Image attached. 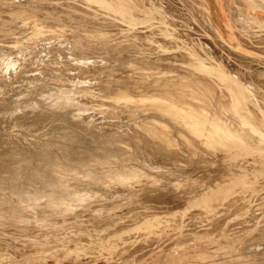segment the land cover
<instances>
[{"label": "bare ground", "instance_id": "obj_1", "mask_svg": "<svg viewBox=\"0 0 264 264\" xmlns=\"http://www.w3.org/2000/svg\"><path fill=\"white\" fill-rule=\"evenodd\" d=\"M36 1L37 0H0V6L4 9V11H6L5 14L7 13L6 19L0 17V32L6 31V35L8 36V34L13 33V25H16V23L14 24V22H17V19H22L23 21H25L27 20V18L31 19L29 17L32 16L35 18V16H37V14L39 13L38 6H36L38 5V3ZM40 1L41 0H39V2ZM87 1H70V5H74V7L71 6L73 12L70 13H75L76 15L78 14L77 16H80L79 14H81V12L82 14L85 12L84 15L89 14L90 16H94L96 14L97 16L95 15V18L97 19V17H100L102 12H104L109 16L105 14L106 16L101 17H108L109 21L108 19L107 21L105 20L106 23H102L105 26L99 25L100 27H98L97 23V26H95V23H91L90 20V23L92 25L94 24V27L92 28L93 30L91 29L92 31H89L90 33L86 34L85 37H87L88 35L90 38L93 36L91 39L97 38L98 40V38H103L105 41L106 36H108V33L110 32V29L109 31L107 30L108 27H112L115 24H125L123 32H125L126 35H124L123 33L121 34L126 36L127 40H139L140 42L139 38H142L144 39L143 41L147 40L146 42L149 43L150 46L148 47L151 49L146 46L147 48L145 47V51H143L144 49L139 50L141 51L139 52V57L137 56L138 53L135 54L133 52L137 56V58L134 57L135 59L133 58V62L131 61L132 63L129 64V66L127 65L128 71L126 73H124L123 71L119 72V70H121L122 68L125 69L124 63V65H121V69L118 67L119 70H115V72H112V74H109L111 72H108V74H105L104 72L102 73V69L101 73H99L98 71V75L93 76V78L97 77L95 81L97 85L99 84V86H101L103 90H106V92H101L107 93L109 94V96L100 95L99 97L97 94V96L94 95L93 91L95 89L92 90L91 88L92 86H94V83L91 82L94 81L93 79L82 81L86 85H84L85 87L81 85L80 88H86L85 90H87L86 93L88 94L84 99V97H82L80 94H77L79 93L77 91L76 95H78V98L81 96V100L72 99V96L70 95L72 94L70 93V89L69 91L67 90L58 94L56 93L50 100L43 99L44 97L42 98V94H40V99L42 98L41 100L38 99L37 101H31V98L29 99L28 95H33L37 87H29L30 89H28V92H25L24 96L21 97V99L23 98V100L20 99L21 103L24 102L23 104L28 105L33 103L38 105L40 104L39 107L42 113H45L46 109L44 110V108H47L48 110L54 109V111H56L57 109L63 110L56 112L57 114H59V116L64 115V113L66 112L71 113L73 115V118L82 116V118L80 119L81 121L77 120L79 119L78 117L76 119L74 118L75 120H71L69 122V124L71 123V126L69 125V128H67L66 131H63V134H65L66 136L69 135V137H74L77 142L84 141L85 143L88 142L89 144H91L90 141H93L97 142L99 145L97 147H93L95 145L94 144L92 145V147L91 145L89 147L88 144H85V146L81 144L75 145V143H73L74 146H64L69 147L68 149L69 151H71V153L77 154L80 150L86 153V156L84 155L81 158H83L84 166L87 167H84L83 170L82 168H78L80 169V171L77 173L74 172L75 174L71 172L73 176L70 178H68V176L66 178L61 173H56V170L50 176H47L43 173L41 174V172H39L40 169H37L38 166L35 168L37 164L34 163V154L32 153L30 155L28 154L29 152H22L24 151L23 149H21L19 146L13 145V149L18 150L19 154L17 153V155L15 156L16 159L11 162L12 167L10 169L14 171L13 173L17 176L18 179L14 182L6 181V178L5 180H0V182H2V184L0 183V189L2 188L0 190V220L1 218L2 220L9 219L7 220L8 223L10 222L15 227L17 226L18 228H23V230L29 231V229L31 228L35 229L34 223L36 221H38L37 223H40L39 220L41 219L43 221L45 220L46 222L47 218L55 212L58 214H62V217L60 215V217L62 218L60 222L63 221L64 223L71 218H75L77 220L81 219L80 216L84 214V211H90L89 213L95 212V214L104 212V215L101 216V213L100 215H96V217H92L94 219L89 220L93 222L94 226H96V223H102V225L107 224V226L111 225L110 227L115 228V231H111L113 232V234L106 235V233H108L106 232V236L103 235L104 232H101V230L105 229L103 226V229H97V231H100L101 233H89L85 238H81L83 236H79L77 239L75 238L77 243L72 239L73 241H75L77 247L68 249L67 253H69V256L72 252L77 253L76 255H79V253L85 254V252L89 251V249H95L100 252V254H106L105 256L108 259V262L106 264H264V90H262L264 86L263 84H258L260 83L258 82L259 80L256 81L257 78L260 79L261 77H264L261 76L262 74H264V65H262V62L264 61L252 55V53H250L249 55L240 51L236 47H233L230 42L224 38L221 30L216 25L210 14L209 0H188L191 6L194 8V12L190 10L191 18H197V21H199V23L196 25L202 26L204 31L207 33L206 36H203L201 34L203 37H200L199 40H196L195 38L181 39L179 38L180 35H178V32L176 31L178 28L176 29V27H172L173 25L171 24H176L177 21L173 22L175 21L173 20L171 23L170 21L172 18L170 19V15L171 12H176L175 9L178 10L179 7L176 8L177 6L175 7V5L179 4L174 5V3L172 2V6L175 7V9L171 11V9H169L170 6L163 5L161 3V0H101L103 5H101V10L98 7V9L101 11V14L98 15L100 12L98 10L95 11V8L92 10V12H94L95 14H92V8H88V4L91 1ZM184 1L181 0L182 3H184ZM242 1L243 3L237 1L234 5L232 0H227V6L232 16L231 18L238 27V30H236L237 38L242 43L244 42L247 45L249 44L254 46L253 49L255 50L258 49L264 51V18L262 16H256L251 12L252 10H257L258 8L264 10V0ZM32 2H36L37 4L34 5L35 3ZM43 2L41 1V5H43L46 1L44 3ZM51 2L53 3V1ZM57 2L58 1H55V3ZM177 2L178 0L176 1V3ZM60 3L61 1L59 0V4ZM48 4L50 3L48 2ZM59 4L58 6H60ZM186 5L185 7H187ZM92 6L95 7L96 5ZM42 8L41 11L44 12L46 8ZM47 10L48 9H46L45 11ZM49 11L46 12L47 15H49ZM66 12H64L63 10V12L60 14L64 13L63 15H65ZM178 12L176 14H178ZM180 12L182 13V11ZM69 14L66 13L67 17ZM52 15L55 17L54 14ZM57 15L59 14L57 13ZM76 15L74 17L75 19ZM43 17L46 16L44 15ZM72 17L73 16H70V18ZM250 17H253L254 20H251ZM38 18L39 16H37L32 23V25L34 24V30L32 29L34 32L32 31L31 34H33L34 36L37 35L36 33L38 32L37 30L39 29V27L50 28L49 23H45V25L41 22L42 17L40 18L41 21H39ZM55 18L57 19V17ZM79 18L77 20L81 19ZM83 18H85V16ZM88 18L86 15L87 20H89ZM95 18L92 20L96 21ZM176 18L173 17V19ZM156 19L158 20L155 21ZM57 20L58 22L61 21V19ZM71 20L73 21V18ZM98 20L99 19H97V21ZM101 20L103 21L104 19ZM48 21L49 20H47L46 22ZM83 21L85 22L86 20L80 21V24H82ZM102 21L99 20V24ZM187 21H185V23ZM193 21L195 22V20ZM12 22L13 25H11V28L10 23ZM21 22H18L16 26H19V24L22 25ZM25 23L22 25V27L29 24ZM72 24H74V22H72ZM32 25L30 24L31 27ZM61 25L63 24H60V26ZM75 25L77 26V24ZM85 25L87 26V21ZM138 25L141 26L139 27ZM67 26L70 29V25ZM106 26L108 27L105 28ZM118 26L116 25L115 27ZM22 27H20V30ZM62 27H64V25L61 26V28ZM149 27L152 29L150 30ZM183 27L185 26H182L181 28L183 29ZM190 27L186 26V28L188 29H185V31L187 32ZM193 27L194 25L192 26V28ZM61 28H59L58 30H60ZM65 29L62 28V31H65ZM86 29L89 30L90 28L88 29L87 27ZM116 29L118 30V28ZM82 30L81 32H83ZM87 30H85V33ZM193 30L196 31V28ZM70 31L72 30L70 29ZM120 31L122 32V30H119L117 32L120 33ZM22 32H24V30H22ZM114 32H112L114 35L119 36ZM196 32L201 33V31ZM196 32L194 33L197 34ZM13 34L16 35L15 33ZM18 34L17 36L20 35ZM155 34H159L157 36L161 37L162 42L156 39V41L158 40L157 42L159 43V45L153 47L154 44H157L156 41L154 43L151 42V37L153 35L156 36ZM30 37H32V35ZM114 38L116 37L114 36L113 39ZM10 39H12V37ZM95 39L93 41H96ZM124 39L125 38H123V41ZM0 40H2V37L0 38ZM16 40L17 38L13 39V41ZM109 40L110 39L108 38V44L110 43ZM39 41L41 40L39 39ZM89 41L92 42V40L90 39ZM125 41L123 42V44L125 43ZM135 41L132 42H134L135 44ZM143 41L141 40L140 42L142 48ZM148 41H150L151 43ZM115 42L117 41H114V43ZM137 42L138 41H136V43ZM0 43V47H4L6 45L4 44V42ZM130 43L129 45H131ZM117 44V47L121 46L120 43L119 45ZM103 46L106 47L107 45L103 44ZM137 46L134 47H140V45L138 44ZM75 47H72V57H66L67 60L64 63L62 62V65H66V63H69V61L76 62V67H78L77 71L80 72V75H84L85 73H87V69H90L91 67L103 68L105 66L103 65L105 61H108V59H105L107 57L103 58L102 60L96 59L97 61H94L92 59L94 62L92 61L91 63L90 57L87 60L83 61L76 60L77 57L80 56L78 55V52L80 50H76ZM109 47L111 49V46H108V48ZM113 48L115 49V47ZM153 48H158L157 51L161 53H159V55H152L153 51L151 50H153ZM91 49L94 50L95 48ZM49 51H52V49H50ZM157 51L156 53H158ZM129 52L127 53L128 55ZM107 54L106 56L109 55ZM122 54L124 53L122 52ZM166 54L170 55L169 59H167ZM60 55V50L56 49L53 55L55 57V60H58ZM76 55L78 56L75 57ZM100 56L101 58L104 57V55ZM112 56L108 58L112 59ZM25 58L27 57H21L17 60H21L23 63H25L27 62ZM116 60H118V58ZM61 61L62 59L60 60V62ZM162 62H164V68L161 67L163 65ZM115 64H117L115 65L117 67L119 62ZM55 65L56 63L51 66V69L57 70L58 66ZM73 72L76 73V71ZM93 73L92 75L95 74ZM59 74L62 75L61 73ZM77 76L79 77V75ZM82 78L84 77L82 76ZM50 79L54 80L51 77ZM38 80L40 81V79ZM60 81H57L56 83L58 84V82ZM72 81L75 82L74 80ZM41 82L44 83L43 81ZM89 82L91 83L89 84ZM42 83L41 86H43ZM46 83H44V85L48 84L49 87H52L53 85L49 82L47 84ZM70 86L72 87L74 85L72 84ZM57 87L59 88V86ZM84 88L82 90H84ZM110 88L113 90L108 91L107 89L110 90ZM77 89L81 91L79 88ZM51 90H55V88ZM72 90L74 89L72 88ZM90 90H92L95 97L90 96ZM49 91L50 90H47V93ZM74 92H76V90H74ZM95 92L98 93L97 90ZM82 98L84 100H82ZM17 100L18 98L16 99L15 104L12 103L11 105L10 101L12 100L8 101L10 103L6 109L7 113L17 112V104L20 103H17ZM89 108L94 109V111L96 110L97 112L95 114L93 112L91 119H88L90 115H83V111L88 110ZM73 109H78L79 112L76 113V111H74ZM51 111H46V113H51ZM107 111L113 113L114 118L117 117L115 115H118V117H120L118 119L119 123L117 122L118 124L112 122L114 121V119L112 120V118L111 122L105 120L108 119L106 117L108 113ZM99 112L102 113V121H98L101 119H98V116H96L97 114H99ZM10 116H14V114ZM67 120H65V122H68ZM94 121H96L97 124L94 123ZM81 122H83L84 124L82 125ZM91 122L94 123V126L92 124L93 128L96 127L95 124L97 125V127L91 129ZM65 125H67V123ZM87 127L91 130L87 131ZM31 140L33 142L27 145L29 146L28 148L33 151L38 138ZM66 143L70 144L67 141ZM51 148L61 149L60 146L55 147L53 145L51 146ZM11 155L9 154V156ZM8 163L10 165V162ZM90 164H93V166H90ZM48 166L50 167V164ZM68 166L70 167V163ZM192 166L193 168H197L196 171L192 172L191 170L192 173H190L189 169L185 170L186 168ZM59 171L60 170H58V172ZM65 173L68 174V172ZM216 174L220 175L222 178L210 184L207 181L208 178L210 179V177ZM35 179H38L39 181H42L50 186V189L48 188L50 192H47V194L43 192V194L45 193L44 195H39V193L37 194L36 192L34 195H31V191L26 190L24 187L26 183H30ZM103 185L106 186V188L112 193L111 196H109V194L107 193L109 197H112V199L110 198L111 202H108L110 200L106 197L107 195L104 194L105 191L103 193H99L98 187H101ZM3 189H9V193H11L12 191L20 193V198L18 197L19 200L17 199L18 201L15 202H13L14 200L8 201L9 196H12H8L7 190L3 192ZM36 190L38 189L36 188ZM17 193H15V195ZM150 200L153 202H151ZM149 201L151 203H148ZM174 202H176L177 204L182 203V205L180 207H172L171 209H169V207L172 206ZM141 203L144 204L143 207H141L142 205L140 206ZM163 208H168V210H164ZM118 211H121V214H117ZM30 214H32L33 217ZM53 215L50 216L52 219ZM41 216H45V218ZM55 216H57V214ZM63 216H65V218ZM60 217H57V219H61ZM81 220L83 221V219ZM53 221L54 219L52 220V223ZM6 222L4 221V224ZM84 222H81V224ZM37 223L36 227L38 226ZM73 223L75 222L72 219V224ZM4 224H1L0 226ZM46 225L50 226V223H46ZM46 225H43L44 227L42 226V228H45ZM63 225L66 226V223ZM50 227H48V229ZM68 227L69 226H67V228ZM62 228L64 229V227ZM106 228L109 229V226ZM58 230L62 231L60 230V227ZM82 230L84 231V228ZM13 233L15 235V232ZM79 233L81 234L82 232ZM2 234L4 235L5 232ZM7 234H5L4 236H6ZM38 234L37 237L39 236ZM46 234L50 235V233ZM12 235H10L11 237H13L12 239L16 238ZM43 235L40 234L41 237H43ZM66 235H68V233ZM31 236L33 238V235ZM47 236L48 235H46V237ZM54 236L55 235H53V237ZM37 237L35 239H37ZM49 239L50 238L48 236L47 241ZM53 239L56 238L54 237ZM69 240L71 243V238ZM69 240H67L68 243ZM67 241L64 242L67 243ZM64 242H62V244ZM61 246V250L65 248H61ZM53 248L51 250H53ZM55 249L56 247L54 248V251L57 252L58 249ZM45 250H48V248H45L43 250L41 249V252ZM49 252V255L50 253H53L52 251L50 253ZM92 253H94V255H97V253L95 252ZM67 255L68 254H66V256ZM89 255L91 256L92 254ZM38 256L41 257L40 259L42 260L45 258H43V256H40L39 254ZM50 256H52V254ZM86 256L88 255L86 254ZM4 257L3 260H5ZM80 257L82 256L80 255ZM7 258L6 260H8ZM77 258H79V256H77ZM62 260L64 261V259ZM20 261L21 259L18 262H15V264L20 263ZM29 261L30 259L26 258L23 262H25L24 264H29ZM60 261L57 260V263H59ZM89 261L84 263L79 262V264H89ZM96 262H94V264ZM11 263L12 262H9V264Z\"/></svg>", "mask_w": 264, "mask_h": 264}, {"label": "rangeland", "instance_id": "obj_2", "mask_svg": "<svg viewBox=\"0 0 264 264\" xmlns=\"http://www.w3.org/2000/svg\"><path fill=\"white\" fill-rule=\"evenodd\" d=\"M17 1V0H16ZM22 1H27V0H22ZM35 1V0H34ZM42 2H43V0H41ZM41 1L39 2V0H37L36 2L38 3V5H36L37 3L36 2H32V3H35L34 5H36V6H38V14H37V16H39V21H41L43 24H48L49 23V25H50V28H43V27H39V29L37 30L38 32L35 34L36 36H34L33 34H31L32 33V31L34 30L33 28V26H34V24L32 25V23H33V20L37 17V16H35V18L33 19L32 17H29V18H31V19H28L27 18V20H25V21H23L22 19L21 20H18L17 19V22H14V24L16 23V25H17V23L19 22H21L22 23V25L25 23V22H27V23H25V24H28V25H24L23 27H22V25L21 24H19V26L20 27H22L21 28V30H20V27L19 26H16V25H13V22L12 23H10V26L11 25H13L14 26V28L12 29V32L13 33H15L16 35H14L13 33H10V34H8V36L6 35V31L5 32H3V31H1L0 32V38L2 37V40H0V42H4V44H6L4 47H0V77H1V79H0V136L2 137H0V180H5V178H6V181H10V182H14V181H16L18 178H17V176L13 173L14 171L12 170V169H10L11 167H12V163L11 162H13V160H15L16 159V155H17V153L19 154V151L18 150H15V149H13V145H15V146H19L21 149H23L24 151H22V152H29L28 154H34V163H36V164H34V165H36L35 166V168L37 167V169L39 170V172H41V174L43 173V174H45V175H47V176H50V175H52L53 173H54V171L56 172V173H61L63 176H65L66 178H67V176H68V178H70V177H72L73 175H72V173H77V172H79L80 171V169L82 168V170H83V168L84 167H87V166H84V164H83V158H81L82 156H86V153H84V152H82L81 150V152L80 151H78V153L77 154H75V153H71V151H69V147H64V146H68V145H73L74 146V144L73 143H75V145H79V144H81V145H87L88 144V146L90 147V145H91V147H92V145H94L93 147H97L99 144L97 143V142H93V141H90V143L91 144H89L88 142H82V141H76V139L74 138V137H72V136H70L69 137V135L68 136H66L65 134H63V131H66L67 130V128H69V125L71 124H69V122L71 121V120H75L77 117L79 118V119H77V120H79V121H81L80 119L82 118V116L80 117V116H77V117H74L73 118V115L71 114V113H68V112H66V113H64V115H60L59 116V114H57L56 112L57 111H63V110H56V111H54V109L51 111V110H48L47 108H44V110H45V113H46V111H51V113H42V111H40L41 109H40V107H39V105L38 104H35V103H33V104H23L24 102H20L21 100H23V98L21 99V97L22 96H24V94H25V92H28V89H30V88H35V87H37L36 89H35V91H34V94L33 95H28V98L30 99L31 98V101L32 100H34V101H37L38 99L39 100H41L43 97V99H45V100H50L51 98H53V96L57 93H61V92H65V91H69L70 89V93H74L73 95L72 94H70L71 96H72V99H76V100H81L80 98H81V96L82 97H84V99H85V97H86V95L88 94V93H86V91L87 90H85L86 88H84L85 86L84 85H86L85 83H83L82 81L84 80V81H86V80H88V79H93L94 81H91L92 83H94V86H92L91 88H92V90H94L93 92H94V95H98L99 97H100V95H102V96H109V94H107V93H103V92H101V91H104V92H106V90H103L102 88H101V86H99V84L97 85V83L95 82L96 81V79H97V77H94L93 78V76H97L98 74H97V72L99 71V73H101V71H102V69H103V71H102V73L104 72L105 74H108V72H111V73H109V74H112V72L114 73L115 72V70H119V68L121 69L122 68V66L121 65H124V63H125V69L124 68H122L121 70H119V72L121 71H123L124 73H126L127 71H128V69H127V67L129 66V64H131L132 62H133V58L135 57V58H137V56L139 57V52H141V51H139V50H143V51H145L146 49H145V47L147 46H149V43H147L146 41L147 40H145V41H143L144 39H142V38H139L140 39V42H141V40L143 41L142 42V46H143V48L141 47V44H140V42H139V40H136V41H138L137 43H136V41L135 40H130L129 41V39L127 40L126 38V36H124V35H126V33L125 32H123L124 30V28H125V24L123 25H121V24H115V25H113L112 27H108V26H106L105 28H107V30L109 31V29H110V32L108 33L109 35L108 36H106V38H105V41L107 42L108 41V38L110 39L109 40V44H108V42L106 43L105 41H104V39L103 38H98V40H97V38L95 39L96 41H93L94 39H91L88 35H87V37H85L86 36V34H88V33H90L93 29V27H94V24L92 25L91 23H95V26H97L98 25V27H100L99 25H104V24H102V23H106V21H107V19H108V17H101V16H109L108 14H106V13H104V12H102V14H101V5H103L102 4V2H101V0H89V1H87V0H83V1H87V2H90L89 4H88V8L89 9H91V12H92V10L94 9L95 11H99L97 14L98 15H100V17H97V19H99L100 21H102L101 19H104L102 22H100V24H99V20L97 21V19L95 18L97 15L94 13V12H92V14H95L94 16H90L89 14H86L87 15V18L89 19V20H87L86 19V15H84L85 14V12L82 14V12H81V14L83 15H81V14H79L80 16H77L75 13H70V12H73L72 10V8H71V6H73L74 7V5H70L71 4V2L70 1H72V0H63V2H62V0H60L61 1V3H62V5H61V3L59 4V0H44V4L43 5H41L42 3H41ZM51 1H53V3L51 2ZM55 1H58L57 3H55ZM69 1V2H68ZM78 1V0H77ZM160 1V0H159ZM176 1L177 0H170V2H169V0H161V3L163 4V5H166V6H170L169 7V9H171V11L172 10H174L175 9V7L176 8H178V10H176L175 9V11L176 12H171V15H170V19H171V23H172V21L173 20H175V21H173V22H178V21H183V22H176V24L175 23H173V24H171V25H173L172 27H176V31L178 32L177 34L178 35H180V37L179 38H181V39H185V38H192V39H196V40H199V38L200 37H203V36H206L207 35V33L204 31V29H203V27L202 26H200V25H196V24H198L199 23V21H197L198 19L196 18H191V15H190V10H192V12H194V8L191 6V4H190V2L188 1H184V0H182V1H184V3H182L181 2V0H178V2L176 3ZM237 1H239V2H241V3H243V1L242 0H232V2L234 3V5L236 4L235 2H237ZM48 2L50 3V4H48ZM67 2V3H66ZM94 2V3H93ZM99 2V3H98ZM169 2V3H168ZM174 3V5L175 4H179V5H175V7H173L172 5H173V3ZM179 2H181V3H179ZM64 3V4H63ZM66 3V4H65ZM69 3V4H68ZM186 3H187V5H186ZM209 3H210V14H211V16H212V18H213V20H214V22L216 23V25L219 27V29L221 30V33H222V35L224 36V38L226 39V40H228L229 42H230V44L233 46V47H236L237 49H239L240 51H242V52H244V53H246V54H249L250 55V53H252V55H254V56H256V57H258L260 60H263L264 61V51H262V50H255V49H253V47L254 46H252V45H247L246 43H242L238 38H237V33H236V30H238V27L236 26V24L233 22V20H232V16H231V13H230V10H229V8H228V6H227V0H209ZM53 4V5H52ZM58 4L60 5V6H58ZM181 4V5H180ZM41 7H40V6ZM45 5V6H44ZM50 5H51V7H50ZM57 5V6H56ZM92 5H96L95 7H93ZM185 5L187 6V7H185ZM47 6V7H46ZM53 6V7H52ZM69 8H71V9H69ZM182 6H184V7H182ZM190 7V9H189V7ZM40 7V8H39ZM43 7V8H42ZM44 7L46 8V9H48L47 11H49L50 13H48L49 15H47L46 14V12L47 11H45L44 10V12H42L41 11V8L42 9H44ZM49 7V8H48ZM58 7V8H57ZM65 7V8H64ZM67 7V8H66ZM98 7H99V9H98ZM171 7H173V8H171ZM50 8H52V9H50ZM64 8V9H63ZM182 8H184V9H182ZM191 8H193V9H191ZM0 9H1V13H2V15H1V13H0V17H2L3 19H6V14H5V12L6 11H4V9L0 6ZM2 9H3V12H2ZM53 9H55V10H53ZM57 9V10H56ZM64 10V12H66L67 10V14H69L70 16H73L72 18H73V21L71 20L72 18H70V16L68 15V17H67V15H66V13H65V15H63V14H60V13H62L63 12V10ZM62 10V11H61ZM182 11V13L180 12V11ZM188 11V12H185V11ZM54 11V12H53ZM56 11V12H55ZM59 11V12H58ZM179 11V12H178ZM178 12V14H176ZM254 15H256V16H262L263 18H264V10H262V9H260V8H258L257 10H252L251 11ZM44 13V14H43ZM54 14L55 15V17H57V19H61V23L60 22H58V20L52 15V14ZM56 13V14H55ZM57 13L59 14V15H57ZM175 13V14H174ZM180 13V14H179ZM189 15H188V14ZM4 14V15H3ZM91 14V15H92ZM106 14V15H105ZM174 16H173V15ZM182 14V15H181ZM186 14H187V16H186ZM41 15V16H40ZM46 16V17H43V16ZM61 15V16H60ZM75 15H76V19L74 18L75 17ZM89 15V16H88ZM85 16V18H83ZM184 16V17H183ZM253 16V15H252ZM42 17V19L40 20V18ZM51 17H52V19H51ZM58 17H60V18H58ZM81 19H80V18ZM93 17V18H92ZM173 17H177L176 19H173ZM186 17V18H185ZM47 18V19H46ZM55 18V19H54ZM67 18H69V19H67ZM80 19V20H77V19ZM91 18V19H90ZM96 19V21L95 20H92V19ZM183 18H185V19H182ZM189 18V19H188ZM251 18V20H254V18L253 17H250ZM64 21H63V20ZM75 19V20H74ZM192 19V20H191ZM28 20H30L31 21V23H30V21H28ZM44 20V21H43ZM47 20H51L50 22L48 21V22H46ZM77 20V21H76ZM82 20H86L87 21V26L85 25L86 24V21L84 22H82V24H80L81 22L80 21H82ZM90 20H91V23H90ZM106 20V21H105ZM118 20H120V19H118ZM158 19H156L155 21H157ZM189 22H188V21ZM193 20H195V22L193 21ZM69 21V22H68ZM70 21H71V24H72V22H74V24H70ZM108 21H109V19H108ZM185 21H187L186 23H185ZM197 21V22H196ZM53 22V23H52ZM55 22V23H54ZM63 22V23H62ZM68 24H67V23ZM76 22V23H75ZM35 23V22H34ZM63 24L64 25V27H62L63 29H65L66 27V29H69V27L67 26V25H70V29L72 30V31H70V29L69 30H66L65 29V31L63 30L62 31V28H61V26H63V25H61L60 26V24ZM96 23H97V25H96ZM191 23V24H190ZM30 24L32 25V27L30 26ZM45 24V25H46ZM66 24V25H65ZM75 24H77V26L75 25ZM90 24V25H89ZM181 24H182V26H185V27H183V29L181 28L182 26H181ZM184 24V25H183ZM186 24V25H185ZM188 24H189V26H188ZM54 25V26H53ZM56 25V26H55ZM79 25V26H78ZM89 25V26H88ZM118 26V27H115V26ZM194 25V27L192 28V26ZM54 28H53V27ZM66 26V27H65ZM73 26H75V27H73ZM82 26V27H81ZM83 26H84V28H85V26H86V28L88 27V29L89 30H87L86 28L84 29L83 28ZM92 26V27H91ZM105 26V25H104ZM123 28H122V27ZM139 27L141 26V25H138ZM180 26V27H179ZM186 26L187 27H190L189 28V30L186 32L185 31V29L187 30L188 28H186ZM31 27V28H30ZM78 27V28H77ZM152 27V26H151ZM11 28H12V26H11ZM59 28H61L60 30H58ZM77 28V29H76ZM84 29V30H82V29ZM116 28H118V30L116 29ZM121 28V29H120ZM153 28V27H152ZM152 28H150L149 27V29L151 30ZM181 28V29H180ZM196 28V31H201V33L200 32H196L195 30H193V29H195ZM16 30V32H15V30ZM25 29H27V30H25ZM29 29V30H28ZM33 29V30H32ZM41 29V30H40ZM52 29V30H51ZM54 29V30H53ZM92 29V30H91ZM180 29V30H179ZM22 30H24V32H22ZM74 30V31H73ZM78 30V31H77ZM81 30L83 31V32H81ZM85 30H87L86 31V33H85ZM116 30V31H115ZM119 30H122V32L120 31V33H118L117 31H119ZM192 30V31H191ZM19 31V32H18ZM21 31V32H20ZM26 31V32H25ZM41 31V32H40ZM69 31V32H68ZM80 31V32H79ZM90 31V32H89ZM107 31V32H108ZM115 31V32H114ZM3 32V33H2ZM34 32V31H33ZM64 32V33H63ZM65 32H67V33H65ZM112 32H114L115 34H117V35H119V36H116V35H114ZM193 32V33H192ZM194 32H196L197 34H195ZM2 33V34H1ZM20 35H19V34ZM83 33V34H82ZM121 33H123V34H121ZM186 33V34H185ZM192 33V34H191ZM199 33H200V35H199ZM206 33V34H205ZM14 36H13V35ZM17 34L19 35V36H17ZM32 35V37H30L31 35ZM59 34V35H58ZM78 34V35H77ZM122 36H121V35ZM188 34V35H187ZM203 36H202V35ZM205 34V35H204ZM11 35V36H10ZM30 35V36H29ZM41 37H40V36ZM43 35V36H42ZM111 35H112V37H111ZM116 37V38H114L113 39V37L114 36ZM156 36H152L151 37V39L152 40H154V41H152L151 40V42H155L156 41V39H158L160 42H162V40H161V37L160 36H157V35H159V34H155ZM187 37H186V36ZM38 36V37H37ZM45 36V37H44ZM63 36V37H62ZM77 36V37H76ZM195 36V37H194ZM4 37V38H3ZM8 37V38H7ZM12 37V39H10V38ZM14 37V38H13ZM23 37V38H22ZM153 37H154V39H153ZM156 37V38H155ZM198 37V38H197ZM209 37V36H208ZM17 38V40L16 41H13V39H16ZM22 38V39H21ZM30 38V39H29ZM34 38V39H33ZM48 38V39H47ZM78 38V39H77ZM88 38V39H87ZM123 38H125L126 39V41H127V43H126V41H125V39H124V41H125V45L123 44ZM19 39V40H18ZM38 39V40H37ZM39 39L41 40V41H39ZM73 39V40H72ZM83 39H84V41H83ZM89 39L90 40H92V42H90L89 41ZM99 39H101V40H99ZM111 39H113V40H111ZM118 39V40H117ZM121 39V40H120ZM61 40V41H60ZM79 40V41H78ZM83 41V43H82V41ZM157 40V41H158ZM13 41V42H12ZM33 42V44H32V42ZM34 41H36V42H34ZM39 41V42H38ZM42 41H43V44H42ZM58 43H57V42ZM81 41V42H80ZM90 42V43H88V42ZM100 41V42H99ZM103 41V42H102ZM114 41H117V42H115L114 43ZM119 41H121V42H119ZM123 41V42H122ZM129 41V42H128ZM132 41H135V44H134V42H132ZM156 41V42H157ZM8 42V43H7ZM113 42V43H112ZM120 43L121 44V46L119 47V49H118V47L116 46V44L117 43ZM131 42V43H130ZM148 42H150V41H148ZM150 42V43H151ZM31 43V44H30ZM68 43V44H67ZM77 43H80V44H77ZM85 43H87V44H85ZM96 43V44H95ZM119 43L117 44V45H119ZM129 43L131 44V45H129ZM152 43V44H153ZM1 44V43H0ZM38 44V45H37ZM55 44H56V48H55ZM60 44H62V45H60ZM84 44V45H83ZM89 44V45H88ZM91 44V45H90ZM94 46H93V45ZM103 44H105V45H107L106 47L105 46H103ZM137 44L138 45H140V47L139 48H137L138 46H137ZM238 44V45H237ZM29 45V46H28ZM96 45H97V48H96ZM123 45V46H122ZM156 45H159V43L157 42V44H154V46L153 47H156ZM76 46V47H75ZM78 46V47H77ZM91 46V47H90ZM93 46V47H92ZM103 46V47H102ZM108 46H111V49H110V47L108 48ZM134 46H137V47H134ZM7 47V48H6ZM75 47L76 48V50H80L78 53V55H80V56H78V55H76L75 57H77V59L76 60H81V61H83V60H87L89 57H90V59H91V61H90V63L94 60V61H97L98 59L100 60H102L103 58H105V57H107V58H105L106 60L108 59V61H105V63L103 64V65H105L103 68H99V67H91L90 69L88 68L87 69V73H85L86 74V76H85V74L84 75H80V72H78L77 70V68L78 67H76V62H70L69 61V63H66V65H62L64 62H66V57H72V50H73V48ZM83 47V48H82ZM89 47H90V49H89ZM98 47H99V50H98ZM113 47H115V49L113 48ZM133 47V48H132ZM146 47V48H147ZM150 47V46H149ZM148 47V48H149ZM158 47V46H157ZM47 48V49H46ZM60 48V49H59ZM91 48H95L94 50L93 49H91ZM101 48V49H100ZM121 48V49H120ZM132 48V49H131ZM256 48V47H255ZM25 49V50H24ZM28 49V50H27ZM45 49V50H44ZM50 49H52V51H49ZM54 49V50H53ZM56 49H58V50H60V52H61V55L59 56V61L56 59L55 60V57L53 56L54 55V51L56 50ZM70 49V50H69ZM82 49V50H81ZM104 49V50H103ZM117 49V50H116ZM124 49V50H123ZM134 49V50H133ZM138 49V50H137ZM149 49H151V48H149ZM2 50V51H1ZM32 51V53H31V51ZM90 50H93V51H90ZM120 50H121V53H120ZM154 50H158V48L156 49V48H153V50H151V51H153L152 52V55H159V53H161V52H158V53H156V51H154ZM34 51V52H33ZM83 51V52H82ZM90 51V52H89ZM103 52V54H102V52ZM107 51V52H106ZM116 51V52H115ZM126 51V52H125ZM130 51V52H129ZM132 51V52H131ZM136 51V52H135ZM17 52V53H16ZM19 52V53H18ZM98 52V53H97ZM100 52H101V54H100ZM109 52V53H108ZM112 52V53H111ZM118 52V53H117ZM122 52L124 53V54H122ZM129 52V55L127 54ZM137 54V56L134 54ZM149 52V51H148ZM31 53V54H30ZM53 53V54H52ZM110 55V56H112V59L111 58H108V57H110L108 54ZM120 53V54H119ZM151 53V52H150ZM156 53V54H155ZM19 54V55H18ZM31 56H30V55ZM82 54V55H81ZM85 54V55H84ZM97 54V55H96ZM106 54L108 55V56H106ZM127 54V55H126ZM131 54V55H130ZM134 54V55H133ZM3 55V56H2ZM24 55V56H23ZM30 57H29V56ZM67 55V56H66ZM100 55H104V57H102L101 58V56ZM115 55V56H114ZM116 55H117V57H116ZM121 55H122V57H121ZM19 56V57H18ZM51 56H53V57H51ZM82 56V57H81ZM96 56V57H95ZM9 57V58H8ZM21 57H27V58H25L26 59V61L27 62H25V63H23L21 60H17L18 58H21ZM33 57V58H32ZM47 57V58H46ZM81 57V58H80ZM92 57V58H91ZM166 57H167V59H169L170 58V55L169 54H166ZM7 58V59H6ZM118 58V60H116ZM128 58H130V59H128ZM134 58V59H135ZM38 59V60H37ZM48 59V60H47ZM62 59V61L60 62V60ZM65 59V60H64ZM71 59V58H70ZM93 59V60H92ZM97 59V60H96ZM116 61H115V60ZM128 59V60H127ZM132 59V60H131ZM53 60V61H52ZM115 62H114V61ZM130 60V61H129ZM19 61V62H18ZM54 61H55V63H56V65L58 66V68H57V70L56 69H51V66L53 65V64H55L54 63ZM93 61V62H94ZM113 61V62H112ZM132 61V62H131ZM41 62V63H40ZM58 62V63H57ZM63 62V63H62ZM68 62V61H67ZM108 62V63H107ZM119 62V64H118V66L116 67L115 65H117V64H115V63H118ZM128 62H130V63H128ZM165 62H166V60H165ZM10 63H12V64H10ZM23 63V64H22ZM50 63V64H49ZM52 63V64H51ZM78 63V62H77ZM109 63H111V64H109ZM164 62H162V64H163ZM95 64V63H94ZM113 64V65H112ZM13 65V66H12ZM23 65V66H22ZM24 65H26V66H24ZM55 65V66H56ZM59 65H61V66H59ZM102 65V66H103ZM128 65V66H127ZM262 65H264V62H262ZM63 66V67H62ZM66 67V68H65ZM119 67V68H118ZM124 67V66H123ZM162 68H164L165 67V65L163 64L162 66H161ZM43 68V69H42ZM45 68V69H44ZM53 68V67H52ZM71 68V69H70ZM99 69V70H97V69ZM110 68V69H109ZM118 68V69H117ZM12 69V70H11ZM69 69V70H68ZM104 69H105V71H104ZM127 69V70H126ZM3 70V71H2ZM17 70V71H16ZM91 70V71H90ZM94 70V71H93ZM96 70V71H95ZM10 71V72H9ZM60 71V72H59ZM73 71H76V73H74ZM90 71V72H89ZM20 72V73H19ZM37 72H38V74H37ZM56 72V73H55ZM96 74H94V73ZM118 72V71H117ZM2 73V74H1ZM24 73H26V74H24ZM59 73H61L62 75H60ZM78 73V74H77ZM89 73H90V75H89ZM92 73L94 74V75H92ZM7 76H5V75ZM27 74H28V76H27ZM31 74V75H30ZM35 74V75H34ZM40 74H41V76H40ZM57 74V75H56ZM64 74V75H63ZM88 74V75H87ZM9 75H10V77H9ZM60 75V76H59ZM72 75V76H71ZM77 75H79V77L77 76ZM4 76V77H3ZM50 76L51 78H53L54 80H52V79H50V77L48 78V77ZM59 76V77H58ZM67 76V77H66ZM74 76V77H73ZM82 76L85 78H82ZM261 76H264V74H262ZM35 77H37V78H35ZM41 77V78H40ZM65 77V78H64ZM260 77V76H259ZM20 78H22V79H20ZM47 78V79H46ZM67 78V79H66ZM79 78H82V79H79ZM6 79V80H5ZM29 81H28V80ZM38 79H40V81L38 80ZM49 79V80H48ZM55 79H57V80H55ZM63 80V81H60V80ZM67 81H66V80ZM69 79V80H68ZM261 79V80H260ZM257 78V80L256 81H258V82H260V83H258L259 85H262L263 84V86H264V77H261V78ZM1 80H3V81H1ZM11 80V81H10ZM32 80H34V81H32ZM45 80V81H44ZM72 80H74L75 82H73ZM27 81V82H26ZM37 81V82H36ZM41 81H43L44 83H46L47 81L51 84H53L52 85V87H49V85L47 84V85H44V83H42ZM52 81V82H51ZM57 81H60V82H58V84L56 83ZM67 83H66V82ZM11 82V83H10ZM21 82V83H20ZM72 82V83H71ZM82 84H81V83ZM91 82H89V84L91 83ZM27 83V84H26ZM39 83H40V85H39ZM41 83L43 84V86H41ZM55 83V84H54ZM61 83V84H60ZM69 83H71V84H69ZM77 83V84H76ZM8 84V85H7ZM14 84V85H13ZM21 84H23V85H21ZM35 84V85H34ZM64 84V85H63ZM74 85V86H70V85ZM78 84H79V86H78ZM19 85V86H18ZM26 85V86H25ZM32 85H34V86H32ZM37 85V86H36ZM59 86V88L57 87V86ZM62 85H63V87H62ZM84 86V87H81L80 88V86ZM39 86V87H38ZM47 86V87H46ZM51 86V85H50ZM68 86H69V88H68ZM98 86H99V90H98ZM15 87V88H14ZM30 87V88H29ZM42 87V88H41ZM67 87V88H66ZM71 87V88H70ZM76 87V88H75ZM94 87V88H93ZM97 89H96V88ZM20 88V89H19ZM44 88H45V90H44ZM54 89L55 88V90H57V91H55V90H51V89ZM72 88L74 89V90H76V92H74V90H72ZM77 88H79L81 91H79ZM84 88V90H82ZM102 90H101V89ZM26 89H27V91H26ZM50 90L48 93H47V90ZM63 89V90H62ZM92 90H90L91 92H90V96H93V97H95L94 95H93V92H92ZM97 90V92L98 93H96L95 91ZM108 91H112L113 89H111L110 88V90L109 89H107ZM262 90H264V88L262 89ZM44 91H45V93H44ZM53 93H52V92ZM55 91V92H54ZM77 91L79 92V93H77ZM22 92V93H21ZM35 92H36V94H35ZM81 92V93H80ZM43 93H44V95H43ZM76 93L79 95H81L79 98H78V95H76ZM100 93H102V94H100ZM40 94H42V98L40 99V97H41V95ZM19 95V96H18ZM36 95V96H35ZM40 95V96H39ZM96 95V96H97ZM115 95V94H114ZM35 96V97H34ZM51 96V97H50ZM39 97V98H38ZM15 98V99H14ZM18 98V100H17V103L18 102H20L19 104H17L18 105V107H17V112L16 113H7V107L9 106V103H10V105L12 104V103H14L15 104V102H16V99ZM21 99V100H20ZM36 99V100H35ZM83 98H82V100H84ZM10 100H12V101H10ZM8 101H10V102H8ZM33 101V102H34ZM3 102V103H2ZM6 103V104H5ZM22 104V105H21ZM31 105V106H30ZM20 106V107H19ZM33 106V107H32ZM26 107V108H25ZM33 108V109H32ZM39 110H38V109ZM32 109V110H31ZM74 111H76V113L77 112H79V110L78 109H73ZM35 114H34V113ZM81 112V111H80ZM93 112H94V114L95 113H97L96 112V110L94 111V109H91V108H89L88 110H85V111H83V115H86V116H88V115H90L89 116V118L88 119H91V117H92V115H93ZM108 112V111H107ZM54 113V114H53ZM68 113V114H67ZM101 112H99V114H97L96 116H98L97 118L98 119H101V120H98V121H102V118H103V116H102V113L100 114ZM106 113V112H105ZM109 113H111V112H108L107 113V118L108 119H105V120H108V121H112L113 119H114V121H112V122H114V123H119V121H118V119L120 118V117H118V115H115V116H117V117H115L116 119H117V121H116V119L114 118V114L113 113H111V114H109ZM12 114H14V116H10V115H12ZM112 114H113V117H112ZM36 115V116H35ZM44 115V116H43ZM55 115V116H54ZM65 115H66V117H65ZM108 115H110V116H108ZM50 116H51V118H50ZM99 116H101V117H99ZM56 117H58V118H56ZM109 117H110V119H109ZM13 118V119H12ZM63 118H65V119H63ZM70 120H69V119ZM111 118H112V120H111ZM44 119V120H43ZM68 119V120H67ZM57 122H56V121ZM62 120H64V121H62ZM65 120H67L68 122H65ZM61 121V122H60ZM120 121H121V119H120ZM124 121V120H123ZM12 122V123H11ZM3 123V124H2ZM67 123V125H65ZM94 123H96V121H94ZM94 123L93 122H91V125H90V128L91 129H94V128H96L97 127V123L95 124V126L96 127H94L93 128V126H94ZM117 123V124H118ZM54 124V125H53ZM81 124L83 125L84 123L83 122H81ZM92 124H93V126H92ZM29 125V126H28ZM33 125H34V127H33ZM48 125H50V126H48ZM61 125V126H60ZM64 126V127H63ZM66 126V127H65ZM71 126V125H70ZM45 128V129H43V128ZM50 127H52V128H50ZM37 128V129H36ZM88 129V127L86 128V130L88 131H90L91 129ZM10 129V130H9ZM27 129V130H26ZM48 129V130H47ZM55 129V130H54ZM65 129V130H64ZM38 130V131H37ZM50 130V131H49ZM26 131V132H25ZM3 134H2V133ZM42 132V133H41ZM61 132V133H60ZM9 133V134H8ZM37 133V134H36ZM50 133V134H49ZM28 134V135H27ZM43 134V135H42ZM45 134H47V135H45ZM52 134V135H51ZM58 134H61V135H58ZM38 135V136H37ZM49 135V136H48ZM35 136V137H34ZM60 136V137H59ZM64 136V137H63ZM66 136V137H65ZM43 137V138H42ZM49 137V138H48ZM4 138V139H3ZM12 138V139H11ZM19 138V139H18ZM26 138V139H25ZM38 138V140H37V142H36V145L34 146V150L33 151H31V149L30 148H28L29 146L27 145V144H31L33 141L31 140V139H37ZM57 138V139H56ZM60 138H64V139H60ZM72 140H71V139ZM2 139V140H1ZM44 139V140H43ZM70 139V140H69ZM10 140V141H9ZM12 140V141H11ZM58 140V141H57ZM65 140V141H64ZM2 141V142H1ZM47 141V142H46ZM61 141H63V142H61ZM66 141L68 142V143H70V144H67L66 143ZM71 141V142H70ZM75 141V142H74ZM9 142H11V143H8ZM16 142V143H15ZM57 142V143H56ZM78 143V144H77ZM84 143V144H83ZM93 143V144H92ZM8 145V146H7ZM10 145V146H9ZM26 147H25V146ZM48 145V146H47ZM60 146V148L61 149H54V148H51V146ZM85 145V146H86ZM4 146V147H3ZM24 146V147H23ZM45 146H47V147H45ZM87 146V147H88ZM63 147V148H62ZM45 150H44V149ZM46 148H47V150H46ZM12 149V150H11ZM37 149H39V150H37ZM52 149V150H51ZM54 149V150H53ZM41 150V151H40ZM48 150H50V151H48ZM60 152H59V151ZM35 151V152H34ZM69 151V152H68ZM37 152V153H36ZM51 152V153H50ZM36 153V154H35ZM59 153V154H58ZM66 153H68V154H66ZM9 154L11 155V156H9ZM83 154V155H82ZM53 155V156H52ZM66 155V156H65ZM8 156H9V158H8ZM60 156V157H59ZM62 156V157H61ZM70 156V157H69ZM72 156V157H71ZM6 158V159H5ZM63 158H65V159H63ZM61 159V160H60ZM68 159V160H67ZM12 160V161H11ZM57 160H59V161H57ZM80 160V161H79ZM69 161V162H68ZM8 162H10V165H9V163ZM40 162V163H39ZM43 162V163H42ZM52 162V163H51ZM69 163H70V167L68 166L69 165ZM5 164V165H4ZM6 164H8V165H6ZM41 164V165H40ZM50 164V167L48 166V165ZM56 164V165H55ZM45 165V166H44ZM93 166V164H90V166ZM7 166V167H6ZM42 166H43V168H42ZM49 168H48V167ZM64 166V167H63ZM74 166V167H73ZM47 167V168H46ZM54 169H53V168ZM67 167V168H66ZM50 168H52V169H50ZM67 169V170H64V169ZM69 168V169H68ZM78 168H80V169H78ZM195 168V169H194ZM193 168V166L192 167H189V168H186L185 170H188L189 169V171H190V173H192V172H194V171H196V167H194ZM2 170V171H1ZM6 170V171H5ZM43 170V171H42ZM48 172H47V171ZM51 170H52V172H51ZM58 170H60L59 172H58ZM185 170H184V172H185ZM191 170H192V172H191ZM2 172V173H1ZM65 172H68V174L67 173H65ZM72 172V173H71ZM6 173V174H5ZM47 173V174H46ZM49 173V174H48ZM64 173V174H63ZM74 173V174H75ZM4 174V175H3ZM12 174V175H11ZM67 174V175H66ZM4 176V177H3ZM3 177V178H2ZM222 177L220 176V175H213L212 177H210V179L208 178V182L211 184V183H214V182H216L217 180H220ZM39 182V183H38ZM1 184H2V182H0ZM26 184H28V185H26ZM25 184V189L26 190H30L31 191V195H34L36 192H37V194L39 193V195H44L45 193L47 194V192L49 193L50 191H49V189H50V186H48L46 183H44V182H42V181H39L38 179H35V180H32L30 183H26ZM33 184V185H32ZM4 186V185H3ZM104 186V185H103ZM101 186V187H98V190H99V193H103L104 191H105V195H107L106 197L107 198H109V200H110V198L112 199V197H109V196H111L112 195V193H111V191H109L107 188H106V186ZM103 187V188H102ZM29 188V189H28ZM36 188L39 190H36ZM46 188H47V190H46ZM49 188V189H48ZM100 188H101V190H100ZM2 189V188H1ZM0 189V190H1ZM35 189V190H34ZM46 191H45V190ZM7 189H3L2 191L4 192V191H6ZM33 190V191H32ZM43 190V191H42ZM106 190H108V191H106ZM10 191H9V189L7 190V194H8V196L9 195H11L12 197H13V199H12V197H10L9 196V199H8V201H13V202H15V201H18L19 199H18V197L20 198V196H19V194L20 193H17V192H14V191H12L11 193H9ZM43 192H45L44 194H43ZM6 193V192H5ZM15 193H17L16 195H15ZM109 194V196H108V194ZM14 196H13V195ZM18 199V200H17ZM152 200V199H151ZM150 200V201H151ZM148 202V203H151V202H153V201H151V202ZM108 202H111V200L110 201H108ZM177 202V201H176ZM176 202H174V204L172 205V206H170L169 207V209H171L172 207L174 208V207H180L181 205H182V203H176ZM176 203V204H175ZM147 204V203H146ZM142 205V206H141ZM143 203H141L140 204V206L141 207H143ZM164 210H168V208H163ZM103 211H105V210H103ZM109 211V210H108ZM32 212V211H31ZM30 212V213H31ZM90 212V211H89ZM88 211H84L82 214L83 215H81L80 216V218L81 219H83V221L81 220V219H79V217H78V219L79 220H77V219H75V218H71V219H68L67 220V222L65 221V223H66V226L65 225H63V224H65L63 221L62 222H60L61 220H62V214H58V213H56L57 214V216H55L56 214L55 213H52L50 216H52L53 214V219H54V221H53V223H52V218L49 216L48 218H49V222H48V218H47V221L45 222V220L43 221V220H39V222L40 223H37L38 221H36L34 224V226H35V229H29V231L28 230H23V228H18L17 226L15 227L14 225H12L10 222L8 223V221L7 220H9V219H4V217H3V219L4 220H2V218H1V223H0V225L1 224H4V221L9 225V227H8V225L5 223L4 225H5V227H4V225H2V226H0V264H9V262H12L11 264H15V262H18L20 259H21V261H20V263H16V264H21V262H22V264H24L25 262H23V261H25V259L26 258H29L30 259V261H29V264H79V262H88L89 260V264H94V262H96L95 264H106L107 262H108V259L106 258V254L105 253H103V254H100V252H98L97 250H95V249H92V250H90L89 249V251H86L85 252V254L84 253H79V255H76L77 253H74V252H72L71 253V255L69 256V253H67L68 252V249H72V248H75V247H77V245H76V243H77V241H76V239L79 237V236H83V237H81V238H85L86 236H88V234L89 233H94L95 234V232L97 233V232H100V231H97V229H103V226H104V228L105 229H103V230H107L108 228H106V227H108L109 226V229L107 230V231H103V230H101V232H104L103 233V235H105V233L106 232H108V233H106V235L108 234H113V232H111L112 230L113 231H115L114 229L115 228H113V227H110L111 225H108L107 226V224H103L102 225V223H96L95 225L96 226H94V224H93V222L92 221H90L89 219H94V218H92V217H96V215H100L101 213V216L102 215H104L103 213L104 212H99V213H96L95 214V212L94 213H89ZM105 212H107V211H105ZM107 213H109V212H107ZM117 214H121V211H118L117 212ZM32 217H33V215L32 214H30ZM60 215H61V217H60ZM54 216H55V218H54ZM41 217H43V218H45V216H41ZM57 217H60L61 219H57ZM64 218H65V216H63ZM50 218H51V220H50ZM56 219V220H55ZM72 219L74 220V222L75 223H73L72 224ZM57 220H58V222H57ZM88 220V221H87ZM51 221V222H50ZM80 221V222H79ZM87 223V225H86V223ZM3 222V223H2ZM80 224H79V223ZM81 222H84V223H82L81 224ZM90 222H91V224H90ZM36 223H37V227H36ZM43 223H45V224H43V225H46V223L47 224H49L50 223V226L52 227H50L49 225H46L45 226V228H47V229H45V228H42V224ZM51 223H52V225H51ZM56 223V224H55ZM61 223V224H60ZM69 225H68V224ZM71 223V224H70ZM76 223H78V224H76ZM89 223V224H88ZM13 226H11V225ZM76 224V225H75ZM101 224V225H100ZM7 225V226H6ZM42 225V226H41ZM63 225V226H62ZM71 225V226H70ZM75 225V226H74ZM34 226H33V228H34ZM57 226H58V228H57ZM67 226H69L68 228H67ZM98 226V227H97ZM101 228H100V227ZM42 229H41V228ZM44 227V226H43ZM48 227H50L49 229H48ZM59 227H60V230H62V231H59L58 229H59ZM62 227H64V229L62 228ZM97 227V228H96ZM17 228V229H16ZM55 228H56V230H55ZM62 228V229H61ZM66 228V229H65ZM84 228V231L82 230ZM90 228H91V230H90ZM44 229V230H43ZM53 229V230H52ZM75 229V230H74ZM87 229V230H86ZM2 230V231H1ZM23 230V231H22ZM30 230H32V231H30ZM47 230H52L51 232L50 231H47ZM74 230V231H73ZM80 230V231H79ZM92 230H94V231H92ZM96 230V231H95ZM24 231H26V232H24ZM59 231V232H58ZM68 231V232H67ZM82 232L81 234L79 233V232ZM87 231H89V232H87ZM90 231H92V232H90ZM5 232V234H7L6 236H4L2 233H4ZM13 232H15V235H14V233ZM50 233V235L49 234H46V233ZM68 233V235H66L67 233ZM71 232H72V235H71ZM78 233V234H76V233ZM100 232V233H101ZM39 233V234H38ZM69 233H70V235H69ZM73 233H74V235H73ZM85 233V234H84ZM12 235V236H14V237H16V238H14V239H12L13 237H11L10 235ZM37 234L40 236V234H44L43 235V237H37ZM48 235L49 236V240L47 241V239H48V236L46 237V235ZM51 234H52V236H51ZM64 234V235H63ZM83 234V235H82ZM87 234V235H86ZM31 235H33V238H32V236ZM53 235H55L54 237L56 238V239H53L54 237H53ZM65 236V237H63V236ZM85 235V236H84ZM105 235V236H106ZM19 236V237H18ZM37 237V239H35L36 237ZM51 236V237H50ZM60 236V237H59ZM21 237H23V238H21ZM24 237H27V238H24ZM29 237V238H28ZM58 237V238H57ZM19 238V239H18ZM21 238V239H20ZM40 238H43V239H40ZM45 238V239H44ZM60 238V239H59ZM71 238V243H70V239ZM76 238V239H75ZM25 239V240H24ZM75 240L76 241V243H75V241H73V240ZM3 240V241H2ZM17 240V241H16ZM67 240H69V243H68V241ZM33 241V242H32ZM64 242V241H67V243L66 242H64L63 244H62V242ZM8 244H7V243ZM58 243V245H57V243ZM74 242V243H73ZM46 243V244H45ZM44 244V245H43ZM61 244H62V246H61ZM39 245H42V246H39ZM55 245V246H54ZM65 245V246H64ZM49 246V247H48ZM58 246V247H57ZM60 246H61V248H63V247H65L64 249H60ZM51 247V248H50ZM56 247V249L55 250H57L58 249V251L57 252H55L54 251V248ZM67 247H69V248H67ZM45 248H48V250H45V251H42L41 252V249L43 250V249H45ZM50 248V249H49ZM53 248V250H51ZM53 252V253H50L51 251ZM50 251V252H49ZM97 251V252H96ZM48 252L50 253V255L52 254V256H50L49 254H48ZM92 252H95V253H97V255L95 254L94 255V253H92ZM43 253V254H42ZM45 253H46V255H45ZM38 254L40 255V256H43V258L45 257H47L46 259L44 258L43 260L45 261H43L42 259H40L41 257H39L38 256ZM66 254H68L67 256H66ZM86 254L88 255V256H86ZM89 254H92L91 256L89 255ZM99 254V255H98ZM2 255V256H1ZM6 255V256H5ZM80 255L82 256V257H80ZM8 259V260H6V258ZM35 256V257H34ZM77 256H79V258H80V260H79V258H77ZM102 257V258H100V257ZM1 257H2V259H1ZM3 257H4V259L6 260H3ZM11 257V258H10ZM39 257V258H38ZM33 258H35V259H33ZM50 258V259H49ZM98 258V259H97ZM105 258V259H104ZM37 259V260H36ZM62 259H64V261L62 260ZM69 259V260H68ZM77 259V260H76ZM107 259V260H106ZM40 260V261H39ZM57 260L58 261H60V260H62V261H60L59 263H57ZM94 260V261H93ZM96 260V261H95ZM34 261V262H33ZM43 262V263H42ZM63 262V263H62ZM80 263V264H81ZM27 264V263H26Z\"/></svg>", "mask_w": 264, "mask_h": 264}]
</instances>
